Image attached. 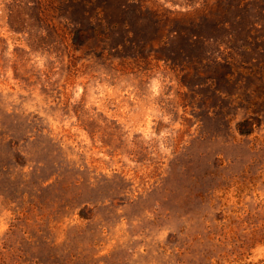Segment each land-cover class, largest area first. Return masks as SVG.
Masks as SVG:
<instances>
[{"label":"rangeland","instance_id":"obj_1","mask_svg":"<svg viewBox=\"0 0 264 264\" xmlns=\"http://www.w3.org/2000/svg\"><path fill=\"white\" fill-rule=\"evenodd\" d=\"M0 264H264V0H0Z\"/></svg>","mask_w":264,"mask_h":264}]
</instances>
